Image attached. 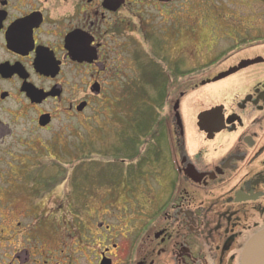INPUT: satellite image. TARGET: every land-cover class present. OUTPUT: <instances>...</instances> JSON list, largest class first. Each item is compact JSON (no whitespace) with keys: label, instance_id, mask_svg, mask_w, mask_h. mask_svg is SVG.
<instances>
[{"label":"flooded vegetation","instance_id":"obj_1","mask_svg":"<svg viewBox=\"0 0 264 264\" xmlns=\"http://www.w3.org/2000/svg\"><path fill=\"white\" fill-rule=\"evenodd\" d=\"M149 1L174 0H0V264H241L264 230V0H243L252 15L205 0L179 25L171 9L133 10ZM193 22L190 66L174 40ZM115 91L141 100L154 152L136 170L153 168L125 166L98 218L94 186L52 152Z\"/></svg>","mask_w":264,"mask_h":264},{"label":"rangeland","instance_id":"obj_2","mask_svg":"<svg viewBox=\"0 0 264 264\" xmlns=\"http://www.w3.org/2000/svg\"><path fill=\"white\" fill-rule=\"evenodd\" d=\"M209 3L211 2H217V0H208ZM219 2L225 1V0H218ZM229 1L228 5L230 8L237 10L235 13L245 12V14H251L253 10H257V8L260 6L259 2L255 1L252 5V2L249 1H243V0H226ZM205 3V0H174L167 8H164L162 4H157L155 1H149L142 6L136 5L133 6V10H145V18H150L149 14L151 13L147 11L155 10L156 8L159 9V11H162V9H171L174 10V14L176 15L175 19L177 22V25L181 24L182 19L186 18L185 15H190V20L194 21V19H198L200 16V9L203 8ZM227 7V6H226ZM239 11V12H238ZM136 12V11H135ZM146 13H149L148 15ZM163 13V12H162ZM153 14V13H152ZM154 14L157 15V12H154ZM159 14V13H158ZM173 14V15H174ZM159 16H156V19H158ZM159 23V22H158ZM193 29L195 30V33L197 35V30H199L198 22H193ZM198 25V27H197ZM205 29H208L205 27ZM203 31H207V30ZM196 35H189V33L180 38H177L174 40V45L177 50L185 49V50H192L191 53H188L187 56L190 58V66H193V61L197 57L196 53L199 52V50H203L201 40L204 39V36L201 37L200 33L198 32V37ZM132 47V46H131ZM131 47H129L131 49ZM175 53V55H177ZM201 56V55H199ZM198 56V57H199ZM128 64V76L129 80H133L132 85L129 86V91H137L138 92V84H137V73H138V66L134 62V60H131L130 55L127 59ZM144 72V71H143ZM138 78V77H137ZM140 81H142L139 78ZM145 80V77L143 78ZM143 88L146 91V95L143 96L144 98H155L154 92L146 89V86H143ZM116 90H119L118 88ZM116 94L111 95L108 99L103 98V100H98L96 102L95 110L92 112L90 116V121L88 125H84V127H80L79 132L76 133L77 136H74L69 139H58V142H61L60 150H57L56 153H60L61 156L56 155L55 156L60 159L61 163H63L62 167L60 165L57 166V168L72 173L73 171L76 172L77 165H85V166H78L79 173H77L78 178L80 180V184H86L91 183L92 186H94L96 197H94V201H92L90 204L93 208H96L97 212L99 211L98 218L105 217L109 218V215H105V207L109 208V204H107V195L109 194L108 191L110 190L111 186H109L106 182L108 180L105 178V176L111 174L112 177L110 178V183L113 187L120 186L125 179L126 176V168L127 170H132L131 166L134 165L135 158L138 157V155L142 156L146 152L152 153L154 152V148L148 146L145 142L147 140V137H151L152 129L150 128L149 133L141 134L138 137L137 141H132L130 139H127L126 143H122L121 137L119 134V131L122 129L120 128L123 123L125 126L132 123L134 124L136 116H137V101L138 99L135 97L136 94L133 93L132 95H127V97H122L119 91H115ZM140 96V95H139ZM141 97V96H140ZM142 97V98H143ZM141 102V100H140ZM128 128V133L133 132ZM118 132V133H117ZM149 134V135H148ZM117 135V138H116ZM125 135V134H124ZM77 151L75 147H77ZM50 150V147H47ZM150 149V151H149ZM76 151V152H75ZM136 156L134 157V154ZM55 158V159H57ZM145 159H151V155H144ZM46 162H47V168L46 172H51L55 168V166L50 165L51 161L49 156H45ZM54 159V158H51ZM143 165V167H142ZM142 165H140V170L145 169L147 171L152 170V164L151 161L143 162ZM126 166V168H125ZM97 171L98 173L97 175ZM117 172L114 174V172ZM74 172V173H75ZM76 174V173H75ZM87 174V175H86ZM114 174V175H113ZM132 173H129L130 178ZM105 178V181H102L101 179ZM137 178V177H136ZM136 178L134 179L136 181ZM152 176H149V179H151ZM101 180L103 183H99L98 180ZM96 181L99 183L97 184ZM134 181V182H135ZM94 182V183H93ZM68 182H64L62 186L57 188V192L61 193V196L64 197L66 194V187ZM95 184V185H94ZM99 194V196H98ZM54 196V194H53ZM106 196V203L101 201V197ZM120 202V199H118ZM44 206H53L57 205L56 199L50 197V199L47 201L45 199L43 201ZM111 207V206H110ZM115 207H111L110 210H115ZM113 221V220H112Z\"/></svg>","mask_w":264,"mask_h":264},{"label":"trees","instance_id":"obj_3","mask_svg":"<svg viewBox=\"0 0 264 264\" xmlns=\"http://www.w3.org/2000/svg\"><path fill=\"white\" fill-rule=\"evenodd\" d=\"M137 99H138V95L135 96ZM146 105V103H144ZM141 105V102L137 101V116H136V119H135V122L134 124H130L128 123L127 127L130 128L131 131L133 132H129L128 133V128L126 129V135H124V139H121L122 143H126L127 142V139H130L132 141H137L138 140V136L141 135V134H145V133H149L150 131V128H151V125L150 123H148V120L149 119H139L138 116L140 115V112L138 111V107H140ZM149 135V134H148ZM152 136V134H151ZM150 137H147V140L145 141L147 143V145L149 146L150 145V140H149ZM150 151V149H149ZM148 153V152H146ZM145 153V154H146ZM137 153L134 154V157L136 156ZM135 165L131 166L132 170H136V158H135V162H134ZM79 166H85L84 164L83 165H80ZM98 171H97V175H98ZM117 173L116 171L114 172V174ZM100 174V173H99ZM113 174V175H114ZM87 175V174H86ZM99 176V175H98ZM112 177L111 174L105 176V178L108 180V182H106L109 186H112L111 183H110V178ZM103 178L101 179L102 181H105L106 179ZM100 179L98 180L99 183H103ZM97 184H99L97 181H96ZM104 184V183H103Z\"/></svg>","mask_w":264,"mask_h":264},{"label":"water","instance_id":"obj_4","mask_svg":"<svg viewBox=\"0 0 264 264\" xmlns=\"http://www.w3.org/2000/svg\"><path fill=\"white\" fill-rule=\"evenodd\" d=\"M241 264H264V230L248 241L242 253Z\"/></svg>","mask_w":264,"mask_h":264}]
</instances>
